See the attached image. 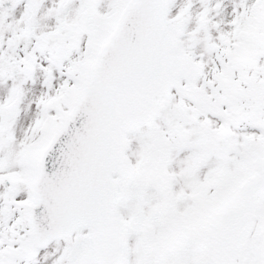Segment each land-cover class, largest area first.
Segmentation results:
<instances>
[{
  "label": "water",
  "instance_id": "water-1",
  "mask_svg": "<svg viewBox=\"0 0 264 264\" xmlns=\"http://www.w3.org/2000/svg\"><path fill=\"white\" fill-rule=\"evenodd\" d=\"M166 1L126 0L87 62L80 79L84 86L73 98L63 125L43 145L31 179L36 199L28 218L34 249L90 225L96 228V239L103 236L99 260L120 262L122 231L113 215L119 184L112 177L127 167V133L154 115L157 95L178 87L182 77L194 71L164 20ZM8 6L0 5V28ZM262 155L256 154L251 170L207 212L210 226H204L201 234L214 264H234L239 256L241 264H264V220L248 251H239L240 239L257 216ZM82 259L80 254L73 264H83ZM85 260L89 263L92 258Z\"/></svg>",
  "mask_w": 264,
  "mask_h": 264
},
{
  "label": "flooded vegetation",
  "instance_id": "flooded-vegetation-1",
  "mask_svg": "<svg viewBox=\"0 0 264 264\" xmlns=\"http://www.w3.org/2000/svg\"><path fill=\"white\" fill-rule=\"evenodd\" d=\"M255 2V47L245 52L230 37V47L208 49L211 60L207 62L196 51L193 56L200 72L193 92L195 102L174 92L179 100L163 101L158 119L145 122L144 133L131 139L134 167L121 192V214L126 222L122 264H180L165 256L167 251L161 249L157 234L160 236L168 223L181 220L186 229L176 241L190 238L204 209L245 168L246 124L248 120L252 123L257 112L258 120L264 118V46L258 43V0ZM238 19L242 20L240 11ZM205 100L209 106L196 105ZM216 113L236 115L237 124L224 129ZM258 145H264L260 128ZM216 168H221L220 175ZM137 194L145 207L130 219L134 212L125 200H133ZM88 232L83 229L74 234L72 249L82 245Z\"/></svg>",
  "mask_w": 264,
  "mask_h": 264
},
{
  "label": "rangeland",
  "instance_id": "rangeland-1",
  "mask_svg": "<svg viewBox=\"0 0 264 264\" xmlns=\"http://www.w3.org/2000/svg\"><path fill=\"white\" fill-rule=\"evenodd\" d=\"M84 1L23 2L8 14L0 31V264H65L74 243L73 238L59 240L34 260L33 254L28 252L30 231L26 212L34 196L29 179L38 148L59 123L61 114L58 111L62 113L68 109V98L78 84L75 80L69 84L67 73H64L65 77L58 78L56 71L51 72L50 63L45 61L47 53L39 56V65L29 76L6 74L3 62L4 59H20L28 51L32 38L51 31L60 25V21L68 19L73 22L85 21L93 31L89 43H96L121 0ZM253 1L170 0L167 19L175 26L187 52L194 54L198 51L207 62L211 60L208 49L223 45V40L229 36L232 17L243 10L245 14ZM62 2H65L64 6H61ZM30 7L35 10L29 18ZM202 20L207 28L198 27ZM8 41L14 43L9 44ZM83 42L82 39L81 49ZM85 51L87 55L89 48ZM76 57L72 60H76ZM47 103H51L52 107L48 108ZM141 133L144 131L138 134ZM134 199L125 200L132 206L131 212L145 207V203L141 204L138 199L130 202ZM185 250L187 253H184ZM181 254L189 262L187 256L192 255L193 264H209L205 248L197 241L184 244ZM136 255L133 258L135 261Z\"/></svg>",
  "mask_w": 264,
  "mask_h": 264
},
{
  "label": "bare ground",
  "instance_id": "bare-ground-1",
  "mask_svg": "<svg viewBox=\"0 0 264 264\" xmlns=\"http://www.w3.org/2000/svg\"><path fill=\"white\" fill-rule=\"evenodd\" d=\"M41 254V253H40ZM49 258V255L47 256V259Z\"/></svg>",
  "mask_w": 264,
  "mask_h": 264
}]
</instances>
